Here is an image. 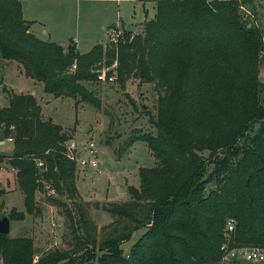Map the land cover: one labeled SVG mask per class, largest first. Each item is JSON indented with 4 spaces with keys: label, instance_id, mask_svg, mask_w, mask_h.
I'll return each mask as SVG.
<instances>
[{
    "label": "trees",
    "instance_id": "16d2710c",
    "mask_svg": "<svg viewBox=\"0 0 264 264\" xmlns=\"http://www.w3.org/2000/svg\"><path fill=\"white\" fill-rule=\"evenodd\" d=\"M153 1L154 18L141 34L124 31L117 44L80 54L73 44L64 51L35 37L21 0H0V59L16 62L45 94L71 98L75 109L81 103L99 108L85 83L116 61L118 86L151 84L157 113L149 118L156 135L134 130L125 143L128 149L144 142L156 166L139 169V187L127 188L128 202L101 206L110 225L123 230L97 244V227L76 188V165L67 157L69 135L42 117L33 95L5 90L0 142L11 138L13 149L0 154V168L14 171L30 216L41 213L38 193H54L49 200L63 209L75 243L70 252H50L33 263L31 239L0 235V264H216L228 218L236 221L237 243L264 247L262 33L245 24L238 0ZM255 126L249 146L236 149ZM212 182L215 189L207 192ZM8 218L21 221L23 214L12 211ZM141 229L125 256L121 244Z\"/></svg>",
    "mask_w": 264,
    "mask_h": 264
},
{
    "label": "rangeland",
    "instance_id": "374dc122",
    "mask_svg": "<svg viewBox=\"0 0 264 264\" xmlns=\"http://www.w3.org/2000/svg\"><path fill=\"white\" fill-rule=\"evenodd\" d=\"M21 1L26 16L40 19L39 24L35 22L31 28L38 38H51V42L58 43L65 49L74 44L80 54L89 52L96 44L104 45L108 41L111 28H123V33L125 31L129 35L142 32L144 25L155 15L153 0ZM238 1L245 24L260 29L264 39V0ZM43 31L48 34H42ZM259 81L263 85L260 98L264 104V54L259 69ZM85 87L97 97L99 108L81 103L75 109V101L71 98L54 99L43 92L41 83L26 78L16 62L0 59V107L7 105L5 90L33 95L41 107V115L63 128L74 141L81 157L88 142L96 144L99 152L98 168L82 170L76 166V188L90 220L97 227L96 240L100 244L114 237V229L118 228V233L123 230L119 225H110L113 219L101 210V206L106 203L128 202L130 197L127 188L139 187V169L156 166V161L144 142L138 141L128 149L125 148V143L134 130L156 135L155 128L149 122L150 117L156 119V96L151 84L137 80H130L124 89L117 82L110 85L94 81L85 83ZM257 129L258 126H255L251 134H245L235 148L245 149L249 146L250 138ZM12 149V144L0 142V154L10 153ZM13 173L6 165L0 168V209L5 216H9L12 211L23 214L21 221H10L8 236L11 239H31L33 261H38L50 252L72 251L75 241L63 209L49 200V195L54 193H38L36 200L41 213L39 216H30L25 210L23 195L17 189ZM206 189L207 192L214 190L215 183L208 184ZM56 197L58 202L64 201V198L58 195ZM229 221H233L234 230L231 235H225L226 226L224 227L223 242L230 240L239 246H252L236 242V221L228 218L226 223ZM145 231L141 229L134 232L129 240L121 244L125 256ZM100 255L99 252L95 253L96 257ZM77 257L73 255L74 263Z\"/></svg>",
    "mask_w": 264,
    "mask_h": 264
},
{
    "label": "built area",
    "instance_id": "2783aa9c",
    "mask_svg": "<svg viewBox=\"0 0 264 264\" xmlns=\"http://www.w3.org/2000/svg\"><path fill=\"white\" fill-rule=\"evenodd\" d=\"M123 38V29L119 30L117 27L111 28L108 34L109 43L115 45ZM72 69H75L73 65ZM117 62L115 61L109 68H103L96 74L97 81L105 84H113L116 82ZM107 72H110L107 75ZM5 142L12 144L13 140L8 138ZM66 153L68 159L75 163V165L82 170L98 168V148L92 141L88 142L83 148L81 157L80 152L72 139L66 142ZM225 235H231L234 230L233 221L226 223ZM33 262H37L34 260ZM235 262L244 264H264V248L257 246H238L227 240L222 243L220 247V260L218 264H233Z\"/></svg>",
    "mask_w": 264,
    "mask_h": 264
},
{
    "label": "crops",
    "instance_id": "0c3cea01",
    "mask_svg": "<svg viewBox=\"0 0 264 264\" xmlns=\"http://www.w3.org/2000/svg\"><path fill=\"white\" fill-rule=\"evenodd\" d=\"M142 1H146V0H142ZM154 2V1H153ZM155 3V2H154ZM21 5H22V1H21ZM22 16H23V19L25 20V21H28V22H31L32 23V26H31V28L33 27V23H38L39 24V22L38 21H40V19L38 18V17H30V16H26V14H25V10H24V8H23V5H22ZM40 25L41 26H44V24H41L40 23ZM122 26H124V25H122ZM123 29V28H122ZM31 30V29H30ZM124 30V29H123ZM31 32L35 35V37H37V35L35 34V32L34 31H32L31 30ZM39 32H40V30H39ZM131 32V31H130ZM143 32V31H142ZM142 32H135V33H132L131 35H135V34H141ZM48 34L47 33V31H43V33L42 34ZM38 38V37H37ZM38 39H40V40H42V41H45V42H51L52 40H51V38H49L48 40H46V39H41V38H38ZM55 43V42H54ZM56 44H58V43H56ZM59 46H61L62 47V45H60V44H58ZM74 45V44H73ZM75 46V45H74ZM63 48V50L64 51H66V49L64 48V47H62ZM76 48V47H75ZM26 95V94H25ZM43 117V116H42ZM44 118V117H43ZM44 119H47V118H44ZM14 174V173H13Z\"/></svg>",
    "mask_w": 264,
    "mask_h": 264
},
{
    "label": "water",
    "instance_id": "95a60500",
    "mask_svg": "<svg viewBox=\"0 0 264 264\" xmlns=\"http://www.w3.org/2000/svg\"><path fill=\"white\" fill-rule=\"evenodd\" d=\"M10 233V219L8 216L3 215L0 209V235H9Z\"/></svg>",
    "mask_w": 264,
    "mask_h": 264
}]
</instances>
